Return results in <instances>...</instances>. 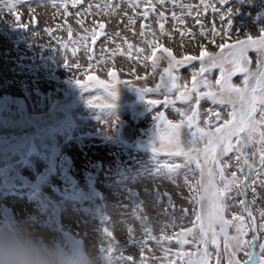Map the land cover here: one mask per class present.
<instances>
[{"label":"rangeland","instance_id":"1","mask_svg":"<svg viewBox=\"0 0 264 264\" xmlns=\"http://www.w3.org/2000/svg\"><path fill=\"white\" fill-rule=\"evenodd\" d=\"M240 1L245 2L242 7L248 6L247 10L236 9ZM106 4L116 7L107 8ZM143 11L141 4L133 12L127 0H83L75 7L71 0H0V229H17L47 240L40 231L43 215L62 252L75 254L80 244L82 251L84 247L88 250L93 264H106L109 248L111 264H126L119 259L121 255L132 257L127 264H168L164 249L171 248V255L178 246L147 240L145 228L159 238L192 226L194 201L189 184L195 183L199 173L181 169L167 174L162 167L167 156L154 155L151 150L154 115L163 112L176 123L182 119L177 109L187 112L188 104L176 99L178 93L173 91L167 95L174 104L165 107L163 84L159 92H145V99L141 98L137 89L155 88L168 67L166 54L155 49L158 59L153 70L151 60L145 59L151 56L153 47L146 41L155 39L177 59L199 56L201 48L218 53L221 43L264 34L260 31L264 28V0H166L162 6L157 4V12L150 13L146 20ZM160 11L165 15L163 21ZM173 13L177 19H173ZM129 17L135 19L134 24L129 23ZM93 21L106 24V35L95 45L91 37L81 39L87 35L86 28L99 31ZM161 22L165 35L159 30ZM141 24L146 25L144 36L140 35ZM129 43L133 45L131 50ZM248 56L254 70L256 52L249 50ZM66 62L72 67L67 69ZM194 70H199L198 60L179 67L174 73L179 77L177 83L190 88ZM205 75L214 83L219 70ZM75 79L87 84L89 91L83 92L72 82ZM243 79L238 73L232 83L242 86ZM113 91L116 97L109 94ZM88 100L99 106L90 107ZM150 100L162 103L150 109ZM109 103L114 107L105 108ZM198 110L200 126L205 127L204 122L211 119L215 127L218 122L211 112L223 115L229 109L222 110L205 98ZM127 123L136 130L131 140L123 135ZM181 162L176 159V163ZM17 164L20 170L15 169ZM17 179L22 182L20 187H16ZM53 180L57 183L48 186ZM254 187L256 194L249 191L247 196L229 201L228 219L239 214L240 199H254L251 210L260 222L264 187ZM129 190L136 195L130 196ZM15 199L26 204L23 211H19ZM260 242H264V233ZM184 250L194 251L195 245H184Z\"/></svg>","mask_w":264,"mask_h":264},{"label":"snow or ice","instance_id":"2","mask_svg":"<svg viewBox=\"0 0 264 264\" xmlns=\"http://www.w3.org/2000/svg\"><path fill=\"white\" fill-rule=\"evenodd\" d=\"M71 2L75 7L83 0H71ZM127 2L133 12L143 4L144 11L141 15L146 20L150 13L157 12V4L162 6L166 0H155V2L154 0H127ZM219 2L227 3V0H219ZM204 6L208 7V5ZM67 7L68 4L65 3L64 8L67 9ZM100 7L97 5V8ZM105 7L114 9L116 6L106 4ZM188 14L191 15V12L189 11ZM158 15L161 21L165 19L163 11H160ZM173 19H177L175 13H173ZM93 23L98 24L99 31L95 28H86L84 31L87 35L81 39L86 41L91 37L92 44L95 45L100 37L106 35V24L99 21H93ZM129 23L134 24L135 19L129 17ZM180 23H183V20ZM140 27L142 29L140 35L144 36L143 29L146 25L141 24ZM228 28L231 29V24ZM159 30L162 35L167 34L163 22L159 23ZM260 31L264 33V28ZM180 34L184 35L183 32ZM68 35H72L70 28ZM189 35H191L190 32ZM224 35L227 36L228 33ZM146 43L149 47H153L151 56L145 57L151 60L153 70L157 66L158 59L155 49L166 54L168 67L163 70L164 74L160 76L161 83L155 88L137 89L141 98L145 99V92H159L163 84L166 89L163 101L165 107L168 104H174L167 95L173 91L178 93L176 99L188 104L187 112L177 109L182 119L176 123L168 120L163 112L154 115L156 126L151 150L154 155L167 156L168 160L162 166L167 170V174L178 173L181 169L199 173L195 183L189 184L194 201V219L190 221L192 226L181 228L178 233L172 235L162 234L159 238L152 235L151 229L146 227L147 239L155 241L157 245L162 243L171 245L174 242L178 246L175 253L171 255H169L171 248L164 249L168 264H264V242H260L261 233H264V210L259 213L261 220L258 223L251 210L255 200L249 201L242 198L238 201L239 214L234 213L231 219L227 218L232 206L229 201L235 202L236 196L245 197L249 191L256 194L254 185L259 184L264 187V179H261L264 176V34L258 38L248 35L246 39H237L231 44L221 43L218 45L221 49L218 53H211L201 48L199 56L186 55L182 59H177L169 48L157 43L155 39ZM132 48L133 45L129 43L128 49ZM249 50L255 51L257 55L254 70L250 67L252 61L248 56ZM197 60L199 70L192 72L191 87L189 88L187 84H178L179 77L174 74L175 71ZM64 66L67 69L72 67L67 62ZM75 67L79 68V65ZM214 69L219 70V78L213 83L205 74L212 73ZM238 73L243 74L244 77L242 86L232 83V77ZM109 75L114 77L115 73L110 72ZM90 79L97 80L96 77H90ZM72 82L83 92L89 91V86L79 79ZM98 83L104 85L103 81ZM201 88L206 91H201ZM109 94L116 97L117 92L113 91ZM193 94H195L194 103L192 102ZM205 98L221 106L222 110L225 107L229 109L223 115L222 112H211V117L218 122L215 127L212 126L211 119L204 122L205 127L199 124L198 106ZM147 103L152 109L162 102L150 100ZM87 104L90 107L99 106L93 100H88ZM104 107L110 109L114 107V104L109 103ZM157 141H159V147H157ZM230 153L233 155H229ZM177 158L182 162L176 163ZM233 168L235 170L231 171ZM129 194L136 195L131 190ZM137 218L143 220L141 217ZM105 231L107 232V229ZM129 231L131 232V229ZM249 233L252 234L250 239L247 238ZM107 235L111 237L112 234L107 232ZM187 244L195 245V250H184V245ZM100 251L104 252L105 249ZM107 251L109 255L104 259L106 264H111L112 249L109 248ZM119 259L124 260L126 264L132 261L131 256L121 255Z\"/></svg>","mask_w":264,"mask_h":264},{"label":"clouds","instance_id":"3","mask_svg":"<svg viewBox=\"0 0 264 264\" xmlns=\"http://www.w3.org/2000/svg\"><path fill=\"white\" fill-rule=\"evenodd\" d=\"M0 264H93V260L86 247L75 254L62 252L43 236L4 228L0 229Z\"/></svg>","mask_w":264,"mask_h":264},{"label":"bare ground","instance_id":"4","mask_svg":"<svg viewBox=\"0 0 264 264\" xmlns=\"http://www.w3.org/2000/svg\"><path fill=\"white\" fill-rule=\"evenodd\" d=\"M247 1V0H246ZM241 2V1H240ZM243 2V1H242ZM242 2H241V6H237V4H236V9L238 10V9H241V10H243V11H245V10H247L248 9V6L246 7V5L244 6V7H242L243 5H242ZM243 3H245V2H243ZM239 5V4H238ZM240 7V8H239ZM133 83H135L136 85H138V83L137 82H133ZM44 128V124L43 125H41V127H39V129H43ZM20 166H19V164H17L16 166H15V169H18V170H20V168H19ZM11 172V171H10ZM13 172V171H12ZM64 176V175H63ZM38 178H39V175H38ZM2 179H0V181H1ZM60 180H61V178H60ZM31 181L32 182H34L35 180L34 179H31ZM57 182L56 181H51V182H49V183H47V185L48 186H51V185H53V184H56ZM15 201H16V205H18L19 206V211H23L24 210V207L26 206V204H24L22 201H20V200H17V199H15ZM33 206V208H35V206L34 205H32ZM42 209H44V207L42 208ZM27 210V209H26ZM17 218H19V217H17ZM41 221L43 222L42 224H40V231L43 233V235L47 238V240L48 241H50V242H55V244H57V240H55V237H54V230H53V228L51 227V224H50V222H48V218H45L43 215H42V219H41ZM23 222H25L24 220H23ZM30 223H32L33 225L34 224H36L34 221H32V220H30L29 221ZM30 227H32L31 225H30ZM25 232H26V230H24ZM148 240V239H147Z\"/></svg>","mask_w":264,"mask_h":264},{"label":"water","instance_id":"5","mask_svg":"<svg viewBox=\"0 0 264 264\" xmlns=\"http://www.w3.org/2000/svg\"><path fill=\"white\" fill-rule=\"evenodd\" d=\"M134 132H135V129H134V126L130 123H127L124 128H123V135L124 137L127 139V140H131L133 139L134 137ZM16 186L17 187H20L22 185V182L21 181H18V179L16 180ZM80 250V244H77V249H76V253L79 252Z\"/></svg>","mask_w":264,"mask_h":264}]
</instances>
